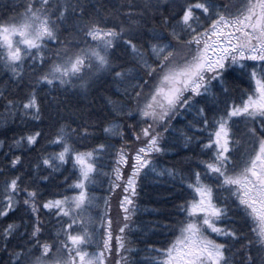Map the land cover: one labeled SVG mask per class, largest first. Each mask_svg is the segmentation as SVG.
I'll return each mask as SVG.
<instances>
[{
	"label": "snow or ice",
	"instance_id": "snow-or-ice-1",
	"mask_svg": "<svg viewBox=\"0 0 264 264\" xmlns=\"http://www.w3.org/2000/svg\"><path fill=\"white\" fill-rule=\"evenodd\" d=\"M146 7L160 12L167 35L155 28L145 33L131 5L124 14L128 23L111 26L108 17L121 15V10L109 12L103 4L89 10L87 0H13L0 11V69L17 81L23 80L26 64L34 70L25 96L11 99L0 93L6 100L5 127L17 117L22 122L25 117L41 119L37 92L44 87H71L87 95L104 81L120 96H103L112 117L105 118L104 142L79 150L74 138L93 135L87 123L61 124L48 140L59 150L42 155L33 165L47 181L70 163L71 183L65 177L70 195L38 202V190L24 184L19 174L21 155L5 156L12 175L0 184V218L21 205L29 217L0 229V264H109L113 253L115 264H129L126 254L132 249L126 230L135 223L138 209L133 197L142 172L172 180L179 176L192 195L175 205V218L169 223L148 222V229H167L173 239L161 247L149 244L141 264H232L226 255L230 241H247L242 264H264V0H187L175 16L164 15L159 2ZM66 24L72 29L70 38L61 39V29L68 31ZM230 77L248 81L239 102L229 96ZM197 98L210 100L216 109L197 107ZM189 112L194 118L173 131L185 147L200 139L195 133L206 132V142L199 147L209 159L200 160L187 176L176 168L157 169L154 156L166 151L160 129L169 131L177 116ZM241 123L244 131L237 135L233 126ZM43 135L30 130L13 136L9 148L33 150ZM107 136L121 141L114 153ZM106 155L112 159L110 171L103 173L109 177V194L117 189L123 193L122 223L115 234L108 197L98 224L89 211L97 204L90 186L97 182ZM125 166L130 168L126 176ZM219 191L229 193L232 209L252 235L241 236L238 228L222 226L232 209L217 200ZM41 209L60 218L51 242L41 238ZM209 232L225 241L217 242Z\"/></svg>",
	"mask_w": 264,
	"mask_h": 264
},
{
	"label": "trees",
	"instance_id": "trees-1",
	"mask_svg": "<svg viewBox=\"0 0 264 264\" xmlns=\"http://www.w3.org/2000/svg\"><path fill=\"white\" fill-rule=\"evenodd\" d=\"M12 2L13 0H0V11H3L5 5ZM15 2L20 3L21 0H15ZM158 2L164 15L175 16L180 11L181 6L187 3V0H87L89 10L93 7H99L100 4H103L109 12H112L114 9L121 10V15L108 17L109 26L113 23L119 24L122 21L128 23L127 17L124 14L127 13L131 5L137 14L140 27L145 33L149 29L155 28L167 35L168 29L161 23L160 12L146 7L149 3L155 5ZM217 2L227 3L229 0H217ZM231 3L239 4L240 0H231ZM101 15H106V13L102 12ZM65 27L68 28V31L61 29V39L70 38L69 33L72 29L68 27V24ZM49 47H52V45H49ZM33 76L34 70L28 64L24 66V78L21 81L10 78V73L4 69H0V93L5 98H22L31 90ZM229 80L231 89L229 96L231 99L239 102L241 93L247 90L248 81L246 78L241 81L234 80L232 77ZM213 90L218 91L217 89ZM105 95H110L114 100L120 99L115 87L104 81L100 82L99 85H94L87 95L81 93L79 89L71 87L66 91L64 89H48L44 87L37 92V100L42 110L41 119L35 121L25 117L22 122L17 117L15 122L9 120L6 127L3 125L4 104L6 100L0 99V140H4V147L0 148V169H3V172L0 173V184L3 183L5 178L12 175V172L9 171L8 159L5 156L7 155L10 159L12 154L15 153L16 155H21L22 164L18 165V169L23 183L38 190V202L44 199L58 198L64 194L70 195L71 192L65 183V177H68V183H71L73 178L70 163L65 165L59 172L53 173L47 181L40 179V174L33 168V165L37 163L42 155L59 150L56 145L49 144L48 140L61 124L76 127L77 125L87 123L93 135L88 139L74 138L75 146L79 150H88L96 143L104 142L106 138V134L103 132L105 118L108 120L112 119L110 108L105 105L103 100V96ZM197 99L200 100L197 107L207 106L209 111L217 107L210 100ZM219 108L221 110L224 108V97L222 94H220ZM193 118L194 112L183 113L172 121L169 131L163 132V129H160L163 133L162 144L166 147V151L155 154L154 163L157 169L176 168L181 174L187 176L191 170L197 167L200 160L209 159V155L206 152L202 153L199 147L201 142H206V132L195 133L200 139L194 140L193 143L185 147L183 141L179 139L178 133L173 131V129L185 128ZM117 119L126 120L127 118L117 117ZM30 130H39L44 133L42 137L38 138L39 144L35 149L29 151L12 146L10 150L9 145L13 136H19ZM233 130L237 135H241L244 131L243 124L234 125ZM107 142L113 146L111 149L113 153L121 145L119 137L115 136H107ZM111 163V157L106 155L102 160L103 167L100 175L97 177V182L90 186L91 193L97 198V204L89 211L93 217H96L98 224L99 216L104 211V198L108 197L110 202L109 211L112 219L111 227L115 234L122 223L123 213L119 208V199L123 193L121 189H117L114 194H109V177L103 173L110 171ZM40 171H43V169ZM129 171L130 168L125 166V176ZM43 174L47 175L48 173L43 172ZM136 191L138 195L133 197V199L138 210L132 218L135 223L132 225L131 230H126L127 246L132 249L131 252L126 254L129 264H141L146 256L145 249L149 244L153 247H161L173 239L167 229H148V222L159 220L162 224L169 223L175 218V205L181 203L182 199L190 198L192 195L191 191L180 183L179 176L176 180H172L167 176L159 177L152 172H148L147 175L144 172L141 173L138 178ZM216 198L221 204L227 202L230 209H232L231 198L228 192L219 191L216 193ZM39 215L41 220V238L49 242L55 240L56 233L60 229V224L58 223L60 218L55 215L45 214V211L42 209ZM22 217L24 220H27L29 214L25 213L21 205L18 210L9 212L7 217L0 218V229H3L7 223L12 221L19 223ZM141 226L144 227L142 228ZM222 226L238 228L241 230V236L252 235L249 227L245 225L244 219L240 215L235 214V209L229 212ZM208 234L210 238L215 239L217 242L222 243L225 241V237L217 236L210 232ZM246 243L247 241H230L231 247L226 251V255L230 258L232 264H242V252L244 251L242 245ZM115 259V253H113L109 264H115Z\"/></svg>",
	"mask_w": 264,
	"mask_h": 264
}]
</instances>
